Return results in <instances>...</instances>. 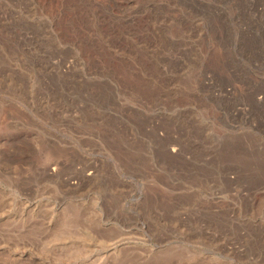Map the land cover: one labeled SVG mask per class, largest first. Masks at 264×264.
Instances as JSON below:
<instances>
[{
	"label": "rangeland",
	"instance_id": "1",
	"mask_svg": "<svg viewBox=\"0 0 264 264\" xmlns=\"http://www.w3.org/2000/svg\"><path fill=\"white\" fill-rule=\"evenodd\" d=\"M0 264H264V0H0Z\"/></svg>",
	"mask_w": 264,
	"mask_h": 264
}]
</instances>
